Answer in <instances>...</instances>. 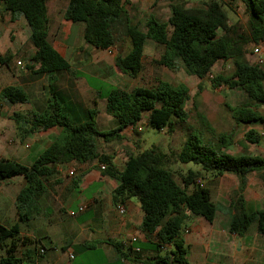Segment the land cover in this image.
<instances>
[{"label":"trees","instance_id":"trees-1","mask_svg":"<svg viewBox=\"0 0 264 264\" xmlns=\"http://www.w3.org/2000/svg\"><path fill=\"white\" fill-rule=\"evenodd\" d=\"M48 1L0 0L2 18L11 14L12 20L18 15L27 20L30 39L36 49L32 58L34 64L28 66L37 65V74L71 68L50 42ZM66 1L65 18L74 23H85L84 39L90 45L102 50L117 48L115 65L131 78H137L143 72L144 52L149 40L164 47L161 57L154 60L156 65L175 70L181 62L189 74L200 79L209 77L220 61H232L231 75L214 78L215 87L224 82L231 88H243L256 104L230 107L233 119L238 124H264V115L259 111V106L264 104V69L246 59L247 46L264 40V0H242L249 13V29L245 35L237 32L235 25L231 24L223 0H203L200 7H187L183 0H169L171 14L168 20L161 21L151 14L144 29L132 21L131 0ZM123 39L130 42L125 54L119 47ZM11 58V54L0 55L2 65H8ZM1 97L9 103L27 100L26 93L15 86L2 89ZM103 98L106 99V112L117 120L114 129L102 131L99 128L96 107L89 109L86 121L74 124L60 113L59 105H53L49 115L33 119L31 128L46 130L61 126L62 133L51 147L31 166L0 159V182L19 175L26 180L16 201L18 222L11 226L0 224V250L4 251L0 264H22L26 257L22 249L34 244L35 240L21 234L20 223L29 221L38 213L39 200L47 189L46 179L58 172L59 166L73 162L97 160L105 166L102 172L119 180L116 198L137 197L141 204L144 211L141 230L154 234L155 241L149 242L156 254L142 260L132 246L125 250L123 244L110 242L120 258L145 264H191L182 237L189 216H200L212 223L218 211L211 189L202 181L203 173L212 176L232 174L238 179V188L230 201V232L243 237L257 220V232L264 236V209L250 211L244 197L250 172L259 173L264 182V155H233L224 151L223 146L231 144L228 135L220 136L223 145L219 149L204 142L196 133L188 135L178 159L181 163H195L201 166V170L190 169L182 175V183L172 171L170 156L158 146L145 150L137 147L122 167L114 162L112 155L100 151L102 141L121 139L120 132L129 126L136 127L146 113L147 124L158 130L167 128L172 131L177 122L185 123L189 118L186 103L190 98L186 85L175 86L168 81H159L154 86H139L132 90L109 86ZM244 138L258 144L262 135L250 129Z\"/></svg>","mask_w":264,"mask_h":264},{"label":"crops","instance_id":"crops-1","mask_svg":"<svg viewBox=\"0 0 264 264\" xmlns=\"http://www.w3.org/2000/svg\"><path fill=\"white\" fill-rule=\"evenodd\" d=\"M131 2L129 12L137 3H143V7L150 12L158 8L160 14L170 5L166 0ZM67 5L66 0L48 1L50 42L71 65L70 70L50 74H37L36 64L32 68L28 66L34 64L32 58L36 49L30 39L31 29L25 17L16 16L15 20H12L11 14H5L3 18L0 14V55L12 56L8 65L0 66V159L16 160L31 166L51 147L62 133L61 126L46 130L31 128L33 119L49 115L53 105H59V111L63 116L72 123L79 124L88 119V111L95 102L96 106L102 100L106 102L105 98L100 99L99 90L87 81V76L92 73L102 74V64L106 66V63L97 57L102 49L89 43L80 44V30L84 32L83 27L80 28V22L74 23L65 18ZM8 39L10 44H3V40ZM80 45L83 48H80ZM14 55L22 58L17 59ZM113 55L117 56L115 48ZM18 62H22V65ZM89 65L96 66L97 70L88 72L82 69ZM104 78L109 86L121 88L123 87L119 85V80L128 82L133 79L122 73L115 65V61L111 68V80L105 76ZM7 86L22 89L27 95V100L9 103L3 99L1 91ZM200 117L204 127L213 130L207 125L210 124L207 117ZM147 118L146 113L143 120L146 123ZM103 119L107 124L115 121L110 114ZM248 124L251 125V129L260 131L262 137L264 136V124L261 122ZM140 132L129 126L120 132L121 139L102 141L100 151L112 155L114 162L122 167L127 158L140 146V139L134 135ZM247 150L251 149L241 147L237 155L253 154ZM77 169H80V172H76ZM71 170L75 172L72 173ZM226 179L235 191L238 188V179L232 174L218 176L214 180V187H210L206 180L203 182L211 189L212 198L215 188L219 191L227 190ZM247 179L244 192L247 205L257 203L264 209V182L260 174L250 172ZM45 182L47 189L39 200L38 213L29 221L20 223L21 234L35 240L34 244L22 249V253L26 255L22 264H145L134 263L129 258H120L110 242L123 244L125 250L132 246L134 253L139 254L142 260L156 254L149 242L155 241L154 234L141 230L144 211L138 198H116L115 191L120 182L102 172V166L97 160L59 166L58 172ZM25 184L26 180L22 175L0 182V224L11 226L18 222L16 201ZM120 205L126 208L123 214L119 211ZM81 207H84V210H81ZM72 211L75 212L74 215L71 214ZM215 220L210 223L203 217L189 216L182 237L191 264H229L230 255L227 254L229 253L227 248L229 243L239 236L230 232L231 213L226 220L229 225L228 231L218 229V221ZM259 235L261 234L255 233L254 242L250 241L249 236L241 237L242 246L248 248L254 244L259 249H264V236ZM212 244L217 247L225 246V255L211 259L209 256ZM42 248L45 249L44 252H41Z\"/></svg>","mask_w":264,"mask_h":264},{"label":"rangeland","instance_id":"rangeland-1","mask_svg":"<svg viewBox=\"0 0 264 264\" xmlns=\"http://www.w3.org/2000/svg\"><path fill=\"white\" fill-rule=\"evenodd\" d=\"M164 1L165 0H163V2ZM166 1L169 2V0ZM223 1L228 9L231 24L235 25L237 32L245 35L249 29V13L245 3L242 0ZM183 2H185L187 7H200L203 0H183ZM158 10V8H155L152 10V12H150L148 9L143 7V3H137L136 7L131 9L130 16L134 23H138L140 28L144 29L145 22L151 13L161 21L167 20V16L171 13L170 7L167 8V6L162 14H160ZM81 27H83L84 31V22H80V28ZM86 43L87 42L84 39V32H81L80 30V44L85 45ZM3 44L9 45L10 40H3ZM81 45L80 48H83ZM119 47H121L122 53L125 54L130 47V42L128 39H123L120 41ZM253 49V44H249L247 46L246 59L250 63L255 62ZM115 50L118 53V49L115 48ZM163 52V46L157 45V43L154 41L149 40L146 44L144 52L145 57L143 72L137 78L131 79L132 81L127 82L123 79L119 80V85H121L126 90H132L139 86L151 87L156 85L159 81H168L175 86L184 84L188 87L190 92V98L186 103V109L189 112V118L185 123L177 122L174 125L172 131H169L167 128L164 130H158L152 126H149L145 121H142L141 123L144 126V130L140 133H134V135L140 139L139 147L145 150L150 149L153 146H158L161 151L166 152L170 156L172 162L171 168L179 183H182V175L186 174L190 169L201 170V166L195 163H181L178 159V154L182 149L183 143L190 133H196L204 140V142L213 144L217 147V149L223 145L220 142V136L222 134H226L231 137L232 143L223 148L224 151H227L233 155H237L238 149H241V147H247L251 149L247 151L253 154L264 155V136L262 137L261 142L258 144H252L246 141L244 136L246 132L251 129V125L248 123H236L230 110V107H236L239 105L251 104L254 106L256 104L255 101H253L248 93L241 87L231 88L224 82H221V85H217L216 87L214 85L213 79L217 76L231 75L234 66L233 62L220 61L215 66L211 74L212 77L209 76L205 79H200L189 74L181 62H179V66L175 70L169 69L163 65H156L154 60L159 59ZM14 56L17 57V59L22 58L18 55ZM97 57L101 60V62L106 63V66H103L102 64L101 72L105 77L108 78V80H111V68L113 66V62L116 60V56L109 53L108 50H102L100 51V54L97 55ZM82 69H85L88 72H95L97 70L96 66L94 65H89V67L84 66ZM102 74L97 72L96 74L92 73L90 76H87L88 83L92 87L99 90L98 93L100 94L101 100L104 99L103 97H105L109 89V85L107 82H105L106 80L104 76H101ZM105 105L106 102L102 100L98 106H95V104L93 106L98 109L97 120L99 123V128L102 131H110L114 129L118 123L115 118V121L110 124H107L104 121L103 118L108 114L106 112ZM259 111L264 115V104L259 106ZM200 116L207 117L213 130L204 127ZM76 172H80V169H77ZM203 174L204 178L202 181L204 182L206 180L210 187H214V180L218 176H212L205 173ZM226 182L227 190L224 189L223 191H219L218 188H215L213 199L216 201L218 207L216 217V220L218 221L217 227L218 229H225L228 231L229 225L226 220H228L229 214L231 213L229 203L230 197L233 196L234 191L232 190L228 179H226ZM248 209L250 211H257L263 208L262 206H258L257 203H252L248 205ZM255 233H257V220L252 223L248 233L245 236H249L250 241L254 242ZM224 249L225 246L217 247L212 244L209 257L211 259L223 257V255H225ZM227 251H229L227 254L230 255L229 264H264V249H259V247L254 244L250 245L248 248H244L242 246L241 237L229 243V248H227ZM3 253L4 251L0 250V257L3 255Z\"/></svg>","mask_w":264,"mask_h":264},{"label":"built area","instance_id":"built-area-1","mask_svg":"<svg viewBox=\"0 0 264 264\" xmlns=\"http://www.w3.org/2000/svg\"><path fill=\"white\" fill-rule=\"evenodd\" d=\"M107 50L111 54L114 53V48L113 47H111V48H109ZM253 55L255 56V62L257 63V65L264 69V40L261 41L259 44L254 45ZM18 64L22 65V62H18ZM1 65H2V63L0 61V66ZM210 77H212V76L210 75ZM135 128L138 131H143L144 130V126L141 123L138 124ZM104 168H105V166H102V169H104ZM70 172L74 173L75 170H71ZM199 182L201 183V185H203L201 180ZM118 208H119L120 213L123 214V213L126 212V208H125L124 205H120ZM80 209L84 210V207H81ZM71 214L74 215L75 212L72 211ZM44 251H45V249L42 248L41 252H44Z\"/></svg>","mask_w":264,"mask_h":264}]
</instances>
